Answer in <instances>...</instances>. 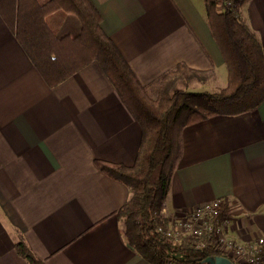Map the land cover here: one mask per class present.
Here are the masks:
<instances>
[{
	"label": "crops",
	"instance_id": "1",
	"mask_svg": "<svg viewBox=\"0 0 264 264\" xmlns=\"http://www.w3.org/2000/svg\"><path fill=\"white\" fill-rule=\"evenodd\" d=\"M92 2L149 96L174 82L165 75L178 65L206 73L192 90L225 86L203 0ZM241 13L264 53V0H246ZM79 30L68 14L57 36ZM140 137L139 123L97 63L49 87L0 17V264H28L15 250L18 236L44 264H151L126 242L117 218L129 189L95 162L133 165ZM179 142L167 211L221 198L227 237L264 235V100L187 125Z\"/></svg>",
	"mask_w": 264,
	"mask_h": 264
},
{
	"label": "trees",
	"instance_id": "2",
	"mask_svg": "<svg viewBox=\"0 0 264 264\" xmlns=\"http://www.w3.org/2000/svg\"><path fill=\"white\" fill-rule=\"evenodd\" d=\"M203 1L207 26L226 67L225 86L192 90L189 83L204 80L206 73L178 65L165 76L186 77L185 88L169 91L162 86L152 98L104 32L92 0H0V17L49 87L95 62L139 123L141 137L133 165L95 162L101 172L129 189L117 218L126 242L151 264H203L205 257L221 255L213 234L204 236L201 249L195 248L190 236L166 235L168 220L160 211L179 152L180 133L183 127L216 114L253 110L264 100V53L242 16L246 0ZM68 14L78 20L79 33L58 37L57 29ZM227 211L225 201L218 219ZM15 250L28 264H44L21 236ZM257 264H264L260 253Z\"/></svg>",
	"mask_w": 264,
	"mask_h": 264
},
{
	"label": "built area",
	"instance_id": "3",
	"mask_svg": "<svg viewBox=\"0 0 264 264\" xmlns=\"http://www.w3.org/2000/svg\"><path fill=\"white\" fill-rule=\"evenodd\" d=\"M224 203L223 199L215 198L194 209L171 213L163 206L160 213L168 220L166 235L171 238L179 235L190 236L194 240L195 248L201 249L204 236L213 234L220 243L221 256L229 259L232 264H257V254L264 257V235L257 236L252 241L241 242L227 237L224 228L230 225V219L228 215L222 220L218 219Z\"/></svg>",
	"mask_w": 264,
	"mask_h": 264
},
{
	"label": "rangeland",
	"instance_id": "4",
	"mask_svg": "<svg viewBox=\"0 0 264 264\" xmlns=\"http://www.w3.org/2000/svg\"><path fill=\"white\" fill-rule=\"evenodd\" d=\"M173 83H167L165 85H163V87L167 88V90H172L173 88H185L186 86V82L188 81L186 77H175L173 78ZM192 83L193 86H195L196 89H198L199 86V80L198 79H193L189 85ZM214 84L211 83V86H213ZM218 86V85H215ZM218 87L211 89H206L207 91H213L216 90ZM157 93H151V96H156Z\"/></svg>",
	"mask_w": 264,
	"mask_h": 264
},
{
	"label": "water",
	"instance_id": "5",
	"mask_svg": "<svg viewBox=\"0 0 264 264\" xmlns=\"http://www.w3.org/2000/svg\"><path fill=\"white\" fill-rule=\"evenodd\" d=\"M201 262L208 264H232L229 259L221 255L205 257Z\"/></svg>",
	"mask_w": 264,
	"mask_h": 264
}]
</instances>
